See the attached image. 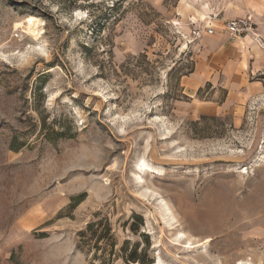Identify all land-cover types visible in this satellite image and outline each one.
<instances>
[{
  "label": "rangeland",
  "instance_id": "obj_1",
  "mask_svg": "<svg viewBox=\"0 0 264 264\" xmlns=\"http://www.w3.org/2000/svg\"><path fill=\"white\" fill-rule=\"evenodd\" d=\"M227 12L242 84L186 92ZM96 211L152 264H264V0H0V264H89Z\"/></svg>",
  "mask_w": 264,
  "mask_h": 264
},
{
  "label": "crops",
  "instance_id": "obj_2",
  "mask_svg": "<svg viewBox=\"0 0 264 264\" xmlns=\"http://www.w3.org/2000/svg\"><path fill=\"white\" fill-rule=\"evenodd\" d=\"M231 15L232 12H227L223 14L221 19L214 18V20H210L214 30L212 34L207 35L215 37L213 55L209 56L205 68L202 67L203 70L200 69L197 72L195 69L188 76L183 77L182 81L186 92H196L204 81H210V83L214 84L213 87L217 84H222L226 87L240 86L242 84L244 71L249 68L246 59L249 58L246 56L248 52H243L245 41L249 38L247 39V35L236 39L227 37L222 29V24L224 20L234 17ZM251 39L252 41L255 40L254 37ZM217 105L218 107L220 106L218 103Z\"/></svg>",
  "mask_w": 264,
  "mask_h": 264
},
{
  "label": "trees",
  "instance_id": "obj_3",
  "mask_svg": "<svg viewBox=\"0 0 264 264\" xmlns=\"http://www.w3.org/2000/svg\"><path fill=\"white\" fill-rule=\"evenodd\" d=\"M84 198V193L73 197L74 207ZM138 222L143 223L141 215L134 213ZM94 219L87 222L85 227L76 234V246L89 256V264H114L116 258H120L124 264H152L154 258L151 255V242L147 236L146 245L139 252L138 244H134L127 251L128 242L124 241L120 247H117V238L113 227L106 216H100V211L93 214ZM137 222H133L130 229L134 232Z\"/></svg>",
  "mask_w": 264,
  "mask_h": 264
},
{
  "label": "built area",
  "instance_id": "obj_4",
  "mask_svg": "<svg viewBox=\"0 0 264 264\" xmlns=\"http://www.w3.org/2000/svg\"><path fill=\"white\" fill-rule=\"evenodd\" d=\"M211 20V19H210ZM208 20L204 25V32L206 34L213 33V24ZM222 29L231 39H236L245 36L249 33L252 37L258 38L256 33V23L251 13L246 12L244 15L231 17L223 21Z\"/></svg>",
  "mask_w": 264,
  "mask_h": 264
},
{
  "label": "bare ground",
  "instance_id": "obj_5",
  "mask_svg": "<svg viewBox=\"0 0 264 264\" xmlns=\"http://www.w3.org/2000/svg\"><path fill=\"white\" fill-rule=\"evenodd\" d=\"M27 31L33 34V36L38 37L40 33L42 32L41 30V24L42 21L40 18L36 16H29L27 18ZM140 171L147 172L148 167L146 166L145 163L141 164L140 167H138ZM158 264V263H155Z\"/></svg>",
  "mask_w": 264,
  "mask_h": 264
}]
</instances>
